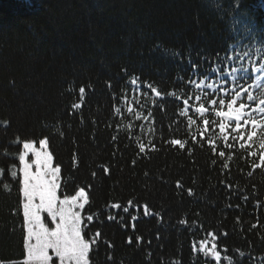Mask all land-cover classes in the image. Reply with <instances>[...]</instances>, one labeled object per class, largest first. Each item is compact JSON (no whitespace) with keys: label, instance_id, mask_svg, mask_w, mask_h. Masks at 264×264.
<instances>
[{"label":"trees","instance_id":"trees-1","mask_svg":"<svg viewBox=\"0 0 264 264\" xmlns=\"http://www.w3.org/2000/svg\"><path fill=\"white\" fill-rule=\"evenodd\" d=\"M229 49L251 52L225 63L222 84L210 68ZM189 56L200 65L195 77ZM262 56L264 0H0V168L18 173L0 183V259L25 255L18 159L24 141L47 138L62 169L59 195L88 192L87 236L100 233L91 264H264V150L215 115L226 106L210 104L227 103L247 75L228 73L241 65L252 72ZM137 77L164 99L132 86ZM190 78L202 88L188 87ZM200 104L203 117L194 111ZM176 138L185 148L167 143ZM206 241L221 260L202 250Z\"/></svg>","mask_w":264,"mask_h":264},{"label":"snow or ice","instance_id":"snow-or-ice-1","mask_svg":"<svg viewBox=\"0 0 264 264\" xmlns=\"http://www.w3.org/2000/svg\"><path fill=\"white\" fill-rule=\"evenodd\" d=\"M238 6V5H237ZM247 47V45H245ZM260 51V49H257ZM250 52L246 51L243 54H239L235 49L226 50L223 55L220 53L216 54V61H218L221 67H211L210 73L216 75L218 78L228 81V76L223 75L224 65L226 62L235 63L244 57H249ZM264 58V56H262ZM183 62V58H181ZM201 63L208 61L210 64H214L216 61L211 60L207 56H202L200 58ZM188 63L192 65V77L198 75L197 65L188 57ZM257 72L264 71V64L260 68L255 69ZM126 73V69L124 70ZM243 71L247 73V76H242L241 79H252L251 71L246 69L241 65L240 69H232L228 75H232L234 72ZM207 75V73H206ZM177 80L183 82V77L178 76ZM235 79V77H233ZM259 79V77H257ZM137 78L130 81V84L135 87H146L150 92H154L156 97L164 99L161 96L160 91H156L149 84L138 85ZM195 86L197 89L202 88L201 83H196L193 79H189L187 86ZM109 87L111 84L109 82ZM209 88L212 85H208ZM71 92V89H69ZM217 91L223 92V85L220 86ZM85 93V88L83 86L79 87L78 94L82 97ZM243 93V94H242ZM227 95L226 93H224ZM115 99V95L113 96ZM201 96H195L196 101L201 100ZM191 99V98H190ZM207 99V97H205ZM247 100V103L243 102ZM182 105L187 106L189 104L188 99L178 101ZM210 104L215 106L219 104L220 106H226L227 111L219 110L216 111L215 115L220 118H228L235 123V132L237 134H242L247 132V139L249 141L253 140L257 136V129L264 128V99H259L253 95L248 94L247 89H242V91L232 90V96L228 98V102L224 99L217 101L216 99H211ZM252 104H256L255 108H252ZM238 105V107H237ZM73 111L79 109L81 104H75L70 106ZM246 109H251V111L246 112ZM116 111H120L116 109ZM128 112L136 115L133 108H128ZM195 113H198L203 117L208 113V108L205 104H200L199 107L194 109ZM253 113L258 114L259 118L253 116ZM151 115V113H149ZM182 116H188V109L185 108L183 112L180 113ZM247 116L248 119H244ZM148 117L145 116L144 119ZM243 121V123L241 122ZM5 128L10 124V122H3ZM188 125H193L196 123L191 117L187 120ZM209 120L203 119L204 130L206 131L209 127ZM250 126L251 131H248ZM218 127L222 134L223 140H228V134L226 129L228 125L225 123H219ZM240 139H244L243 135L239 136ZM236 139V137H233ZM195 142V141H194ZM14 143H20L19 140ZM38 143L41 145L43 151L36 148L35 141H24L23 142V153L19 155V162L23 165L20 171L22 172V180H18V186L22 185L23 193V220L26 226V235L24 237V250L25 255L19 261L13 259H0V264H52L53 256L49 254V250H52L55 257L58 258L59 264H91L89 254L93 251L96 241L100 237L99 231L94 233L92 236H87V222L93 220L92 215L82 216L81 212L85 209L86 205L89 204V195L85 188L81 187L74 195L65 196L63 199L58 195L60 189V179H61V167L59 165L53 166V155L50 151H47L49 141L47 138L40 139ZM171 146H179V148H185L186 141H182L179 138L171 139L167 141ZM207 143L212 147L213 152L216 155L223 158L225 157V151L216 152L215 142L208 140ZM139 151L144 152L146 150V145L144 143L139 144ZM229 148L232 146L229 145ZM250 147V145L240 144V148ZM259 148L264 150V141H261ZM153 151H155V146L153 145ZM33 153L35 159L33 162L29 163L27 157L29 153ZM7 155V152L4 153ZM250 155L255 156L257 153L252 152ZM261 165L264 166V155L260 156ZM135 163V161H133ZM15 165H12L14 168ZM35 167V171H33ZM251 173H249L250 175ZM5 175H10L11 177H17V171H12L10 169L0 168V183H3V178ZM5 189L10 190L7 184L3 185ZM230 187V186H229ZM189 195H191V189L188 190ZM247 200V197H243ZM38 201V202H37ZM131 203V201H129ZM117 207H119L117 205ZM144 212L148 214V207L144 205ZM127 211V209H125ZM47 213L50 217L51 223L55 226L49 228L43 220L42 213ZM226 235L224 233L221 234ZM129 243H131V238H129ZM211 255L216 261L221 260V252L216 250V245H213V251ZM243 255V254H241ZM111 259V257H109Z\"/></svg>","mask_w":264,"mask_h":264},{"label":"rangeland","instance_id":"rangeland-1","mask_svg":"<svg viewBox=\"0 0 264 264\" xmlns=\"http://www.w3.org/2000/svg\"><path fill=\"white\" fill-rule=\"evenodd\" d=\"M246 76H244V77H246ZM251 76H252V79H241L238 82L239 83V87L236 90L237 91L238 90L239 91H242V89H247L249 91L248 93L252 94L253 96H255L257 98V101L259 99H264V72H261V71L260 72H257L256 70H254V71L251 72ZM257 77H259V79H257ZM221 83L222 84H225L226 81L225 80H222ZM230 90H231L230 93H232V90L233 89H230ZM223 92H224V90H223ZM245 101L247 102L246 99H245ZM256 106H257L256 104H252V108H255ZM245 111L246 112H249V111H251V109H246ZM253 116H255L256 118H259L258 117V114H256V113H253ZM244 119H248V117L245 116ZM228 125L231 126V127H233V128H235V124H232L230 122V120L228 121ZM249 129L251 131L250 126H249ZM255 139H256V141L259 144L261 143V141H264V128L257 129V136L255 137ZM36 148L38 150H41V151L44 150V149H42V147H41V145L39 143H36ZM47 151H50L51 152L49 146L47 148ZM22 153H23V149H22V151H21L20 154H22ZM34 159H35L34 154L30 152L29 155H28V157H27V160L29 161V163H31V162L34 161ZM53 166H56L54 164V159H53ZM22 167H23V165L21 164V169H22ZM35 170H36L35 167H33V171H35ZM60 182H61V179H60ZM58 195H59V191H58ZM60 198L63 199L64 197L60 196ZM23 202H24V198H23ZM81 214H82V212H81ZM42 216H43L44 223L49 228H53L55 226L53 223H51L50 217L48 216V214L46 212L45 213H42ZM201 245H202V250L210 251V252L213 251V245H214V243H212L211 241L203 242ZM49 254L53 256L52 264H59V260H58L57 257H55V255L52 252V250H49Z\"/></svg>","mask_w":264,"mask_h":264}]
</instances>
